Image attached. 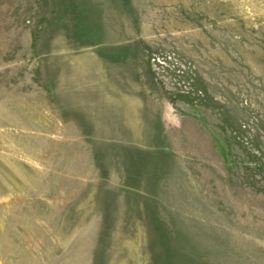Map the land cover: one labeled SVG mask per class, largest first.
<instances>
[{
	"label": "rangeland",
	"instance_id": "374dc122",
	"mask_svg": "<svg viewBox=\"0 0 264 264\" xmlns=\"http://www.w3.org/2000/svg\"><path fill=\"white\" fill-rule=\"evenodd\" d=\"M0 264H264V0H0Z\"/></svg>",
	"mask_w": 264,
	"mask_h": 264
}]
</instances>
